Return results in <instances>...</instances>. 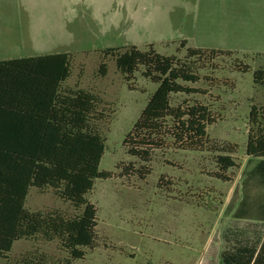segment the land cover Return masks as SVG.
I'll return each mask as SVG.
<instances>
[{
    "label": "rangeland",
    "instance_id": "374dc122",
    "mask_svg": "<svg viewBox=\"0 0 264 264\" xmlns=\"http://www.w3.org/2000/svg\"><path fill=\"white\" fill-rule=\"evenodd\" d=\"M46 2L35 15L41 26L33 38H0V61L73 53V75L64 86L91 91L103 100L100 110L107 118L99 126L106 150L100 170L115 175L97 179L87 195L98 209L99 246L86 259L73 261L58 241L38 238L16 242L10 260L0 264H16L27 254L44 255L55 264H228V255L246 256L247 250L258 248L264 239V159L248 156L246 150L250 130L257 129L250 121L251 109L264 108V88L254 82L255 70L264 67V36L254 27L262 25L264 0ZM182 39L194 47L260 55L257 61L246 60L252 67L248 72L233 71L231 62L219 61L220 71L214 74L222 82L193 85L210 89V95L196 98L211 105L218 117L208 127L210 149L238 146L233 155L240 167L229 172L231 182L213 176L222 153L175 147L156 152L151 174L141 180L136 172L143 163L124 146L158 85L136 74L135 89H130L115 59H105L103 52L133 45L147 49L153 43L160 53L171 55L177 49L171 41ZM26 207L80 213L52 189L32 188Z\"/></svg>",
    "mask_w": 264,
    "mask_h": 264
},
{
    "label": "trees",
    "instance_id": "16d2710c",
    "mask_svg": "<svg viewBox=\"0 0 264 264\" xmlns=\"http://www.w3.org/2000/svg\"><path fill=\"white\" fill-rule=\"evenodd\" d=\"M173 44L177 49L171 55L160 53L154 44L147 49L133 45L103 52L105 59H115L130 89H135L136 74L158 85L124 146L132 158L143 163L136 172L141 180L151 174L156 152L175 147L222 153L217 154L213 176L231 182L229 172L240 167L233 155L238 146L210 149L208 127L218 117L211 105L196 98L210 95V89L193 85L201 80L222 82L215 75L221 68L219 61L231 62L233 71L248 72L252 67L246 60L257 61L260 55L193 47L186 39ZM73 61L70 52L0 61V260H10L20 240L58 241L73 261L86 259L88 251L99 246L98 209L87 195L97 179L115 175L100 170L106 145L99 125L107 115L100 110L103 100L98 95L64 86L73 75ZM100 73L106 75L105 63ZM254 82L264 88V67L255 70ZM250 121L257 129L250 130L247 155L264 159V108L254 105ZM32 188L54 190L80 213L30 211L26 204ZM225 260L228 264H264V243L258 252L228 255ZM15 263L55 264L35 254Z\"/></svg>",
    "mask_w": 264,
    "mask_h": 264
},
{
    "label": "crops",
    "instance_id": "0c3cea01",
    "mask_svg": "<svg viewBox=\"0 0 264 264\" xmlns=\"http://www.w3.org/2000/svg\"><path fill=\"white\" fill-rule=\"evenodd\" d=\"M48 1L49 0H47L46 4L48 3ZM43 6H45L44 0H0V38L6 39V41L15 38H33L34 30H38V28L41 26L40 23H37L35 21V15H39L42 12ZM260 24L262 25H254V27H260L264 36V19ZM173 42L174 41H171L170 44H173ZM189 46H191L190 42ZM263 243L264 239L262 240L261 245ZM261 245L254 250L250 249L247 251L258 252L261 248Z\"/></svg>",
    "mask_w": 264,
    "mask_h": 264
}]
</instances>
